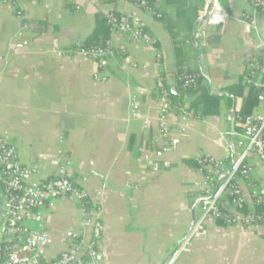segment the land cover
<instances>
[{
    "label": "crops",
    "instance_id": "0c3cea01",
    "mask_svg": "<svg viewBox=\"0 0 264 264\" xmlns=\"http://www.w3.org/2000/svg\"><path fill=\"white\" fill-rule=\"evenodd\" d=\"M177 1L158 0L156 7L176 21ZM187 1L202 16L209 4ZM213 1L211 11L222 15L221 23L206 19L190 39L184 31L177 38L186 60L181 78L189 70L205 78L194 103L177 76L176 45L166 25L132 0H0V134L9 136L22 164L36 168L37 179L54 176L60 163L88 194L87 213L69 195L43 208L41 222H27L49 236L48 258L89 241L99 220L102 264H165L191 229L194 205L199 201L196 219L212 188L207 170L195 164L198 156L230 169L242 153V102L253 89L260 100L250 114L264 103V89L248 86L245 77L247 61L264 46V10L250 0ZM18 7L30 23L39 21L38 32L23 28ZM108 12L142 24L155 43L111 33L102 80L95 77L98 60L77 50L93 33L98 15ZM158 53L161 70L155 66ZM128 56L138 67L126 62ZM157 74L176 96L169 97L167 137L158 126ZM134 97L137 118L131 116ZM181 108L196 115L184 118ZM250 164L251 175L238 179L247 200L239 213L264 207V167L256 154ZM221 203L225 211H237L228 197ZM174 264H264V225L209 219Z\"/></svg>",
    "mask_w": 264,
    "mask_h": 264
},
{
    "label": "built area",
    "instance_id": "2783aa9c",
    "mask_svg": "<svg viewBox=\"0 0 264 264\" xmlns=\"http://www.w3.org/2000/svg\"><path fill=\"white\" fill-rule=\"evenodd\" d=\"M250 1L264 10V0ZM133 2L157 17L162 16L151 7L149 0H133ZM15 14L23 22V28L29 30L31 23L27 13L18 7ZM105 18L112 34H129L133 39L145 44L155 43L154 38L145 31L142 24L131 23L127 15L110 12ZM207 19L209 23L219 24L222 15L211 11ZM77 52L85 57L97 59L99 70L95 73V77L102 80L107 78L100 74V70L104 69V60L112 54L109 41L105 45L91 49L78 48ZM125 60L132 66L138 67V63L132 57L128 56ZM155 66L157 70H161L163 66V57L160 53L156 55ZM245 67L247 85L264 89V46L249 58ZM157 76L160 83L158 91L161 95L158 126L161 135L167 137L170 134L168 117L171 101L167 89L162 84L163 78L160 74ZM183 80L186 86H193L197 82V75L185 73ZM133 100L132 117H141L139 104L135 97ZM181 111L184 118L196 115L193 110L181 108ZM238 119L243 122L242 136L245 145L230 169H224L222 163L213 158L198 156L197 161L201 168L207 170L206 178L212 188L204 194L200 213L187 236L179 242L165 264H174L178 256L189 249L192 240L205 231L209 219L223 218L228 223L264 225V216L255 209H250L247 213L238 212L247 204L238 179L241 176L251 175L250 162L253 160V154L259 157V163L264 167V113H252L244 118L239 116ZM146 158L149 162L152 161L150 156ZM57 164L54 176L45 180L37 179L36 168L22 164L19 161L17 147L11 143L9 136L0 134V264H102L97 247L102 235V224L99 220L94 223L92 238L89 241L81 240L73 248L63 250L51 258L46 255V248L51 242L49 236L27 224L28 221L41 222L43 208L53 206L55 200L69 195L76 196L81 201L83 212L87 213V192L80 189L66 175L65 165ZM154 166L157 167L158 164L154 163ZM225 197L231 200L237 209L236 212L224 210L221 202ZM262 201V196L256 199L257 204Z\"/></svg>",
    "mask_w": 264,
    "mask_h": 264
},
{
    "label": "trees",
    "instance_id": "16d2710c",
    "mask_svg": "<svg viewBox=\"0 0 264 264\" xmlns=\"http://www.w3.org/2000/svg\"><path fill=\"white\" fill-rule=\"evenodd\" d=\"M157 2H158V0H149L151 7L156 12L161 13L158 11V9L156 7ZM177 3H178L177 4V16H178L177 18L178 19L176 21L175 20L173 21L170 18L166 17L163 13H161L162 16L159 18L166 25V27L169 30V33H170V35H171V37H172V39L176 45L175 46V54H176V58H177V76L180 77V79L182 80V83L184 84V80L181 78V75L183 72L182 66L186 60H185V57L183 55L182 47L179 46V42L177 41V38L179 36H181V33L183 31L187 33L186 34L187 38L190 39L192 37V34L194 32V28H195V24L197 23L199 18H201L202 12L197 8V6L189 3L187 0H178ZM108 13H110V12H108ZM115 13H117V12H115ZM106 14L107 13H105L103 16L98 15L97 20H96L95 29H94L93 33L82 44L79 45V48L91 49V48H94L97 46L105 45L107 43V41H109L111 32H110L109 27L106 23V18H105ZM188 73L196 74L197 75V82L193 86H186L184 84L185 91L187 93H189L190 95H193L195 97L194 103H198L200 101V97H201L199 93H200V91H203L205 88L202 84L205 78L198 71L189 70ZM165 88L167 89V91L169 93V97L176 99V96L174 94H172V92L169 90V88H167L166 86H165ZM210 98H212V96H210ZM259 100H260V97H259V95L256 94V90L252 89L250 94L244 98L242 105H241V108L239 109L240 110L239 112L243 118L253 111L252 108L255 105H257ZM175 101H178V99ZM195 164L197 166L200 165L196 161H195ZM257 211L260 212V214H263L264 213L263 205H259L257 208Z\"/></svg>",
    "mask_w": 264,
    "mask_h": 264
},
{
    "label": "water",
    "instance_id": "95a60500",
    "mask_svg": "<svg viewBox=\"0 0 264 264\" xmlns=\"http://www.w3.org/2000/svg\"><path fill=\"white\" fill-rule=\"evenodd\" d=\"M213 5H214V1L213 0H209V4H208V6H207V8H206V11H205V13L203 14V16L198 20V22L196 23V26H195V31H196V29H197V26H198V24H199V22H201V21H204V20H206L207 18H208V16H209V14H210V12H211V10H212V7H213ZM39 27H40V24H39V21H32L31 22V31H33V32H38L39 31ZM233 112L235 111L234 110V107H233ZM201 201V200H200ZM199 203V201L198 202H196V204L194 205V212H193V216H194V220H193V223H194V221H195V215H196V212H195V207H196V205ZM193 225V224H192Z\"/></svg>",
    "mask_w": 264,
    "mask_h": 264
},
{
    "label": "rangeland",
    "instance_id": "374dc122",
    "mask_svg": "<svg viewBox=\"0 0 264 264\" xmlns=\"http://www.w3.org/2000/svg\"><path fill=\"white\" fill-rule=\"evenodd\" d=\"M139 109H140V107H139ZM257 109H258L257 113H263L264 112V103H261Z\"/></svg>",
    "mask_w": 264,
    "mask_h": 264
}]
</instances>
